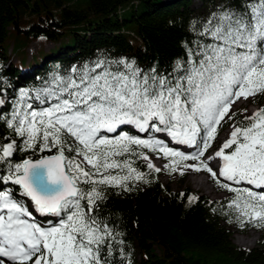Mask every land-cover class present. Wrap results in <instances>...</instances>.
<instances>
[{
  "label": "snow or ice",
  "instance_id": "1",
  "mask_svg": "<svg viewBox=\"0 0 264 264\" xmlns=\"http://www.w3.org/2000/svg\"><path fill=\"white\" fill-rule=\"evenodd\" d=\"M191 31L170 70L104 57L19 90L4 121L11 136H0V264H123L121 234L98 209L107 188L148 182L130 159L149 160L137 149L171 158L169 172L209 173L234 194L227 207L241 224L264 227V107L241 110L221 147L201 160L221 122L234 120L232 106L264 95V0L221 4ZM155 133L194 151L171 148ZM29 152L38 158L15 159ZM216 158L213 170L208 160ZM147 168L161 171L150 161ZM242 184L252 187L232 186ZM33 209L55 219L40 221Z\"/></svg>",
  "mask_w": 264,
  "mask_h": 264
},
{
  "label": "trees",
  "instance_id": "2",
  "mask_svg": "<svg viewBox=\"0 0 264 264\" xmlns=\"http://www.w3.org/2000/svg\"><path fill=\"white\" fill-rule=\"evenodd\" d=\"M225 3L240 7V0H0V136H11L4 121L20 89L41 87L53 73L104 57L170 70L195 36L193 22ZM34 44L39 47L31 53ZM257 104L264 107V96ZM38 155L17 153L15 159ZM130 159L148 182L133 180L129 191L107 188L98 209L121 234L123 264H264V241L249 250L233 242V228L242 234L264 228L241 224L227 207L233 197L210 200L189 189L172 191L142 159ZM48 219L55 218L38 220Z\"/></svg>",
  "mask_w": 264,
  "mask_h": 264
},
{
  "label": "rangeland",
  "instance_id": "3",
  "mask_svg": "<svg viewBox=\"0 0 264 264\" xmlns=\"http://www.w3.org/2000/svg\"><path fill=\"white\" fill-rule=\"evenodd\" d=\"M65 3L68 2H76L78 0H63ZM39 45L34 44L30 52H35ZM46 49H51L53 48V44L51 43H46L45 46ZM264 95H257L255 98L250 97L247 101L243 100L241 98L239 101H237L233 106H232V112L236 113V117H241V110L247 109V112L244 113V115H251L253 112L261 108L262 106H256L257 102L263 97ZM1 99H4L3 96H1ZM234 120H228L225 118L224 121L221 122V126L218 127L217 132H219L216 136V139L212 141V146L208 149V152L205 153L204 157H201V160H207L209 156L214 154L215 151H217L222 143L226 140L224 138L228 137L229 132L231 131L230 125L233 123ZM125 130L128 132H132L133 135H137L140 138L146 139L149 137L148 133H137L135 129L131 128V126H125ZM109 135H114V134H109ZM156 138L163 140L169 147H171V144L167 142L165 138H161L159 136V133L154 134ZM225 135V136H224ZM224 137V138H223ZM173 148V147H171ZM145 155L148 156L149 160L145 161L142 160L145 164H147L149 161L154 165L155 168H160L161 171L159 172L160 175V181L163 186L168 187L172 191L176 192H184L185 190H192L195 193H198L199 196L201 197H206L207 199L210 200H221V199H226L233 197V194L231 192H228L225 189L220 188L215 181L211 178L210 174L205 172V171H200V172H191V168H179L176 172H169L164 166L169 164L171 162V158H164L163 153L162 154V159L159 158H153L151 154L153 153L152 151H149L148 149H143L142 150ZM194 151V149L192 150ZM187 164H193L196 162H183ZM219 165H217L218 169ZM216 169V170H217ZM183 173V174H181ZM198 175V176H196ZM204 180L207 184L205 187H199L195 181L196 180ZM221 182L223 181V178H221ZM233 187H244L241 185H232ZM212 189L214 192L212 195L208 194L206 188ZM256 190V189H254ZM260 191V190H257ZM33 212L35 213L34 209ZM233 234V242L237 247H240L245 250L253 249L258 246V243L260 241H264V228L260 229H253L249 231L247 234L242 235L239 233V230L236 228H233L231 230ZM244 242L241 244L238 243L239 241Z\"/></svg>",
  "mask_w": 264,
  "mask_h": 264
},
{
  "label": "bare ground",
  "instance_id": "4",
  "mask_svg": "<svg viewBox=\"0 0 264 264\" xmlns=\"http://www.w3.org/2000/svg\"><path fill=\"white\" fill-rule=\"evenodd\" d=\"M138 133V132H137ZM141 134V133H140ZM159 136L161 137V138H165L166 140H167V142H169L170 144H171V147H173L174 149H176V150H180V151H184L186 154H190L191 152H192V150L193 149H190V148H188V147H186V146H184V145H177V144H175V143H173L172 141H171V139H170V137H168L166 134H163V133H159ZM225 136V135H224ZM224 138V137H223ZM228 138V137H227ZM224 139H226V138H224ZM208 152V150L205 152V153H207ZM213 155V154H212ZM211 155V156H212ZM191 162H193V161H191ZM208 163H209V165H210V167H212L213 168V170H216L217 169V165H219V158H216V159H213V160H208ZM191 172H195V171H193V170H191ZM195 183L199 186V187H205L206 186V182L204 181V180H196L195 181ZM241 186H244V187H252V186H249V185H246V184H242ZM206 190H207V192H208V194H210V195H212L214 192L212 191V189H210V188H206ZM35 215H36V217H37V219H42V218H44V217H42V216H39V214L38 213H35ZM241 242V244L244 242V240L243 241H239L238 243H240Z\"/></svg>",
  "mask_w": 264,
  "mask_h": 264
},
{
  "label": "water",
  "instance_id": "5",
  "mask_svg": "<svg viewBox=\"0 0 264 264\" xmlns=\"http://www.w3.org/2000/svg\"><path fill=\"white\" fill-rule=\"evenodd\" d=\"M0 99H1V96H0ZM30 203V202H29Z\"/></svg>",
  "mask_w": 264,
  "mask_h": 264
}]
</instances>
